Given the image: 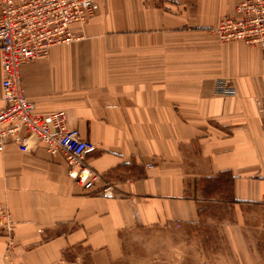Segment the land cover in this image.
Segmentation results:
<instances>
[{"label": "crops", "instance_id": "crops-1", "mask_svg": "<svg viewBox=\"0 0 264 264\" xmlns=\"http://www.w3.org/2000/svg\"><path fill=\"white\" fill-rule=\"evenodd\" d=\"M239 1L100 0L71 25L75 41L20 67L35 112H66L96 144L86 159L100 178L82 191L63 154L5 144L14 231L0 232V264H64L77 246L113 264L127 231L193 226L213 203L232 210L225 240L249 256L243 209L264 207V50L214 31ZM3 76L0 63V106Z\"/></svg>", "mask_w": 264, "mask_h": 264}, {"label": "built area", "instance_id": "built-area-1", "mask_svg": "<svg viewBox=\"0 0 264 264\" xmlns=\"http://www.w3.org/2000/svg\"><path fill=\"white\" fill-rule=\"evenodd\" d=\"M100 0H0V63L3 70L0 106V152L13 142L20 151L42 146L50 154H63L69 176L82 191H89L100 174L87 163L96 150L77 128L67 125L64 111L38 114L23 93L20 67L49 56L56 46L75 41L71 25L87 22ZM221 42L241 41L264 50V0H240L233 15L214 28ZM222 93L235 90L224 87ZM109 186L105 196L113 193ZM14 222L7 206L0 204V232L11 237Z\"/></svg>", "mask_w": 264, "mask_h": 264}, {"label": "rangeland", "instance_id": "rangeland-1", "mask_svg": "<svg viewBox=\"0 0 264 264\" xmlns=\"http://www.w3.org/2000/svg\"><path fill=\"white\" fill-rule=\"evenodd\" d=\"M219 204H208L201 222L193 226L127 231L121 237L122 257L113 264H264V207L243 209V227L251 245L245 258L225 240L220 223L230 220L232 210ZM64 264L94 263L91 253L77 246L67 250Z\"/></svg>", "mask_w": 264, "mask_h": 264}]
</instances>
